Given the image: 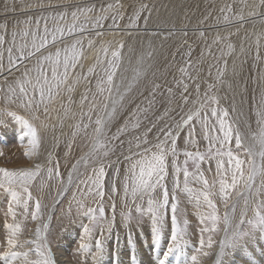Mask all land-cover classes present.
Instances as JSON below:
<instances>
[{
	"label": "rangeland",
	"instance_id": "1",
	"mask_svg": "<svg viewBox=\"0 0 264 264\" xmlns=\"http://www.w3.org/2000/svg\"><path fill=\"white\" fill-rule=\"evenodd\" d=\"M154 1L87 0L86 2L85 0L84 2V0H0V9L2 7H9L13 9L28 7L29 9L35 10L33 11V13L35 14L34 16L30 13H20L18 15H11L6 18L7 22L5 21L3 23H0V26H4L0 27V36H3L5 38L4 43L0 44V65L6 63V66H10L9 57H7L9 55L8 49L10 47H12L13 49L12 56L14 58V66H16L22 61L26 63H23V66L21 65L22 67L19 65L18 72L13 74L11 77H7L6 81L2 84V89L0 88V134L1 132H3L2 135H0V164L10 168L11 170H19L26 169L27 166L28 169L37 160V165H41L43 161L45 162L46 160H48V157L50 155L53 159L52 161L45 162L44 168H38V174L29 186V191L32 194V198L28 200L27 196L23 195L22 199L27 200V211L25 210L23 203L17 205L15 201H12L11 193L0 189V264H9V262H11V264H14L15 260L21 259H14L13 256L10 254L11 252L30 251V259L38 258V256L36 255L35 248H32L31 243L26 244V242H29V236L36 234L37 227L42 228V225L47 224L45 223L47 216H49L52 211L53 205L56 203L57 199H59L58 196H61L58 195V193H62L61 190L63 188L66 189V192L58 201L52 212V222H50L51 229L47 233L48 242L45 240V237H43L42 239V245L44 243L47 244V250L52 251V256L54 252L53 250H58L59 252L58 247L60 245L63 247V243H65V245L67 244V246L65 247L64 254L66 253L67 255H63L68 259L69 263L76 264L77 262V264H92L93 262L90 258H92V255L97 251V248L95 247L97 240H101V244L106 242V248L108 247L111 251V262L108 264L119 263V255L117 250H119L120 242L122 244L121 251H124L122 255H125L121 259L122 263L139 264L137 260L138 257L135 255L136 252L139 250L143 260L144 255H147L146 258L149 259L150 264H160V260L163 259L164 254L168 252L170 245L169 237H171L172 232V213L170 205L172 203V189L173 182L175 180L173 160H175L177 164L181 168H183L185 159H188L187 166L190 173H194L196 171V166L193 164V161L190 158L185 157V152H200L201 154H205L206 158L204 161L200 162L199 170L200 173H202L203 178L206 179L208 182L207 188L210 193L209 198L213 201L215 205V215L219 219L215 224L211 219H207V217L213 213V209L209 208L206 202H203L202 193L205 188L203 181L199 179L192 180L190 178L188 187L190 189H193V191L191 193L184 192V177L183 173L181 172L179 177L180 189L176 191V199L178 202V209L176 215L178 227L184 231V236L183 239L179 240L178 243L173 246L174 248L172 247L173 251L171 250L170 253H168L167 259L165 260V264H176L175 261L177 262V264H188V262L189 264H192V256H196L198 259L196 261L197 263L195 262V264H205L208 259L214 257L216 246L215 244L217 243V241H220L221 237L223 239V230L225 229L223 218L228 211L233 212V223L229 227L230 230L233 227L237 229H242L244 231H248L249 229H251L252 234L250 236L242 238V240L235 247V249H226V252L229 253L226 256L228 257L227 260H230V255H233L232 259L230 260L232 264H248V261H250V264H264V234L261 232V226L258 224L259 216L256 215V205L259 204L261 201H264V175L258 174V178L256 176L252 191L247 196V207H245V196H242V198L240 200L238 199V201L235 203V197L238 195V193L240 194L242 191L245 190L243 180L238 183L235 189H228L226 193L227 200H225V194L220 193V177L217 175V158L214 155L215 151L221 148V145L219 143H210V140L205 139V135L211 137H222V133L219 129V120L217 117L212 116L213 108L217 109L218 116L221 117L223 115V111L227 110L228 116L225 118L226 124L231 126L234 130H238L236 122L232 115L233 106L231 102L228 103L227 101H225V103H223L221 100H219V98H216L217 96H215V93H211L209 98L206 95L207 100L203 104V109L201 110V112H199V117L193 115V120L190 121L188 125H184L183 129L178 135V140L182 133L185 131V129L193 125L194 121L200 118L198 126L193 129L191 135L187 136L185 141L180 143V145L178 144L179 146H176L177 156L173 157L170 150L167 152L165 162L166 165L168 163V176L166 177L165 183L169 189V205L166 209H158L157 212L150 213L147 210V195H145L142 199H139V203L137 202L136 204L135 201H132V197L125 196L124 198L119 199V203H121V205L119 204V206L117 207L115 203L116 195L113 191H111V187L114 183L116 189L115 191L118 190L119 184L124 189L123 184L125 181V177L130 176L129 169L133 164L136 163V161L141 159V154L151 156L153 152L157 151L155 145L159 143V140L156 139V137L159 136V134L161 133H164L165 135V132H167L168 130H171L173 134L174 130H176V125L178 124V121L181 123L184 118L186 119L187 115H189V112L190 114H193L192 110L194 108H197L198 106V103H196L198 99V96L196 95L198 94V88L196 85H194L195 88H193L192 90L189 88V90L187 91H182V93H184L182 96H180L181 98L179 97V101H177V94L181 92V89H184L185 86L181 88V85L179 86V84L170 86L166 83V80L168 79L167 77L170 75L169 69L166 72H159L154 85L150 84L152 85V87H145L138 94H135V96L129 97V99L128 96L131 88H119V92L124 91V97L126 101L118 105L117 109L121 110V112L119 115H117L115 120H113L112 118L108 119V121H115L113 123L114 126L112 125L109 129L105 128L106 134L101 136L98 141V145H102V147L98 146L96 148L95 153L93 154L90 153L92 152L93 141L95 139V129L97 127L95 121L97 120L98 116L101 115V109L103 108L104 103H106L108 95V91H105L106 93L104 92L101 94L97 88V84L101 77L106 80L105 70H110V65L108 63H106V65L102 69H99V73H95V76H93V88H89L87 90V95H83L84 97L81 96V100H79L77 105L75 102L76 96L74 95L76 94V92H74L76 90L75 88H78L80 86L79 83L85 84L84 80L92 74L88 72V68L91 67V65L96 61V59H93L91 63H87L85 68L81 71V66L83 62L82 56L76 68L70 70V77L68 83L69 85H71V91L68 90L67 86H62L61 89L55 91L54 95L51 98H45L43 102H41V98L37 92L34 96L35 102L32 104V106H27V101L33 98L31 85H28L27 96H21L18 88L16 89V94L14 96L8 90L10 85L15 86L16 82L22 79H31L34 82L35 77L37 75L36 68L38 61H40L42 57L48 56L49 54L54 55L57 48L63 49L66 46H70L73 41L79 39L81 41L83 40L82 49L84 50V36L86 35L85 32L90 28H100L103 27L105 24L107 26L113 27H136L144 25L146 20L148 19L149 14L144 16V12L142 9L147 8L149 6V3L152 4ZM250 1L252 0H203L202 2H200L199 5L196 3L195 5L200 8L199 12L201 13L202 17L203 14L206 13V16L204 17L205 19L209 17L207 12L211 8H214L215 10L220 9L223 13L231 12L234 9L236 11H242L245 8H243V6H246V4ZM252 2L253 3L250 11H254L256 3H258L259 12L255 14L257 15L255 17H263L264 4H261L260 0H254ZM182 4L184 8L189 7L184 0ZM192 7L196 8L195 6ZM88 8H92V11H81L79 13V20L73 21L71 16V13L73 11H77L78 9L86 10ZM62 13H67V16H65L63 19L60 18V14ZM85 16H87L88 19H85ZM242 17L243 21H250L252 19V17H247L246 14H243ZM35 19H39L40 21V35L43 34V29L45 27V24H47V27L50 30V34L48 36L49 43L46 45L45 48L41 49L32 57L17 61L15 60V57L19 56L20 54L19 45L24 42L22 40L23 38L19 34L26 28L35 29L37 21ZM29 20H31L30 24L28 23ZM158 20L161 22L162 18H158ZM97 21H99L98 25ZM73 23H76L77 29L71 35H68L67 29ZM81 25H83L84 28H86L87 30L80 31ZM57 26L63 27L65 29V35L60 36L59 33H56L57 40L53 41L51 31H53ZM13 33H17L15 41L16 48L13 47ZM30 42L31 38L29 37V45ZM179 42L180 40H177V43L175 42V44H177L175 49L179 48ZM243 42L241 43V48L237 50L238 52L236 51V54L234 53L237 59L235 65L236 67L244 68L243 72L247 75L248 85L245 87V90L239 89V93L247 96L246 101L248 105V120L251 124V131L255 136L256 142H259L262 136H264V88H261V85L257 83L260 80L257 79V76L259 75L258 77H260L261 75H264V71L262 68H260L259 63L257 61L258 54L256 51L258 50L260 45L259 47L253 49L249 46H256L257 43ZM263 46L264 43H262L261 48ZM80 47L81 46H78V49ZM121 47L122 46L117 47L115 50L119 49L122 58L123 47ZM104 48L105 46L102 47V49ZM249 49L250 53L253 52L252 54H250V56H253L252 58L254 59L251 62L248 56ZM251 49L253 51H251ZM262 50H264V47ZM239 58L241 60H239ZM246 58L248 59V61L246 60ZM198 59L199 57H193L192 59H189L188 62L190 61L189 63H192V66L194 67V65H196L195 62L197 63L199 61ZM242 62H244L243 65ZM14 66H11V68H13ZM192 66H182L181 70L184 69L185 72L190 69L194 70L196 66L194 68H192ZM44 67L48 69L47 74L50 76V67L47 62H44ZM181 70L178 72L180 79ZM25 72L28 73L27 77H25L24 75ZM247 72H249L250 74H248ZM163 74L165 75V77ZM77 77H79L80 79L77 80ZM163 79L164 82L161 81ZM171 80L172 82H174L175 76H173ZM242 85L244 86V83H242ZM105 87L107 86L105 85ZM134 87L139 86L137 84H134L133 88ZM257 87L259 89H257ZM174 88H178L176 89V92H173L175 90ZM241 88L243 87L241 86ZM168 90H170V92H168ZM210 90L212 91L213 88H211ZM253 90L255 91V93ZM211 97H215V100L213 101ZM260 98H262L261 102L259 106H257V101ZM174 100L176 101L174 102ZM12 104H14V109H20L22 110V112L27 113L29 115V119L28 117H24V115L16 114L15 111L10 108ZM45 108L47 109V111H45ZM3 109L5 111H3ZM13 113L15 114V117L12 115ZM16 117H22L29 123H36L37 121V123L41 124L39 128L42 127L43 132H41V135L38 134V136H40V139H43L47 136L45 148L47 151L49 148L54 147V150H52L53 154H49L47 151L46 154L42 156L39 152L41 151L40 143L38 147L33 149L32 145L29 143L30 137H24V131H26L25 126ZM66 117L71 118V125L64 132L65 134L63 135V137H59V131L62 130V128L64 127L65 120L68 119ZM205 117L207 118V127H205L203 123ZM137 122L139 123V127H133V125ZM116 126H118V130L115 132V134H112L113 127ZM199 128L203 129L204 133L202 135L199 132ZM121 129L125 130L121 131ZM149 129L151 130L149 131ZM235 135L236 133L235 131H233L232 139L223 147L225 150L231 149L234 157H238L239 159L245 161V164L242 167L245 176H247L249 174V165L247 162L252 159V156H249L247 154V147L243 143L242 146L237 147L235 142ZM145 139L148 141V143H141V141H144ZM138 144H140V147H137ZM165 147L167 149L171 148L170 139L167 140ZM145 148L150 149V151L148 153H144ZM210 148L213 152L212 157L207 156V153L209 152ZM128 149L132 151V158L130 155H128V157H125V162L128 160L127 163L132 162V165H125V168H123L119 179L118 175L116 174L118 173V171L117 160L115 161V158L123 154V152L127 151ZM262 151H264V148ZM29 152L31 153V155L26 154ZM105 152L107 153V155H104ZM83 155L84 160L82 159L81 168L79 169V171L74 172L73 176L71 175L72 181L70 186L68 185L67 187H65V184L69 178V173L71 172V170L74 169L72 167L79 159H81ZM133 155L136 159L133 158ZM223 159L224 166L225 168H227V157L225 156ZM97 161H100L103 164L108 162L106 163L107 165H104L105 196L102 201L98 197L94 198L92 195H82L81 190L77 191L76 193L74 192L78 185L81 183L84 174L88 172ZM169 166H171L170 169ZM261 166H264V159H262ZM49 169H52L51 177H49ZM57 171L59 172V177L56 176ZM137 171H139V169H137ZM116 182L118 183L116 184ZM227 182L229 185L231 184L230 173L227 176ZM83 186V191L87 192V186L85 184H83ZM130 189L131 182L129 181V192ZM257 190H259V194H257ZM152 195L154 198L159 199L161 198L162 193L158 189L156 192L152 193ZM197 195L201 196L200 206H197L195 200V197ZM37 200L41 204V210L37 219L33 220L31 213L35 211V202ZM10 204L12 206L13 211L16 213L15 217H13V215L9 212ZM122 204L127 205L129 210H124V205L122 206ZM233 204H235L234 210L232 207ZM137 205H139L140 208L143 209V211H137ZM100 206H102L104 209L103 219L100 218V213L97 210ZM89 209H92L94 211L89 212ZM242 213L243 216L241 215ZM93 216L96 217L95 220L93 219ZM125 217L129 218L125 220ZM154 218H159L162 221V223H159L158 227L154 224ZM202 220H204L203 223L201 222ZM13 223L18 224L20 226L16 235V240L18 242V246L16 247H10L7 243V240L9 239L10 233L12 231L7 227V225ZM85 227L90 230L89 233H85ZM201 229H205V231L202 232ZM208 229L215 230L209 231ZM73 230L74 232H72ZM107 236L109 237L107 238ZM209 237H211L213 241H215V244L212 249L207 248V240ZM201 240L204 241L203 246L201 245ZM152 241H156L158 245L156 242L153 244ZM23 242L26 245L23 244ZM160 242L163 244H161ZM48 244L53 248V250L50 248V246H48ZM82 244H86L87 247L81 248L80 246ZM159 244L162 246H160ZM125 246H127L128 251L125 250ZM258 247H260V249ZM180 248H182V250ZM102 251L104 253L102 252L101 255H104L107 252H105V250ZM206 251H211L213 255L210 257L203 256L202 253ZM229 251H231V253ZM5 252H9V255L5 256ZM131 252L134 253L132 254ZM146 252H148V254ZM186 252L189 254L188 260L186 258ZM90 253L92 254L90 255ZM133 255H135L136 258H133ZM234 255H236L237 257ZM152 257H156L158 261L156 260V258L154 261ZM169 257L171 258L169 259ZM225 258L223 257L224 263L226 262ZM102 262L100 261L99 264H103ZM212 264H214V260Z\"/></svg>",
	"mask_w": 264,
	"mask_h": 264
},
{
	"label": "bare ground",
	"instance_id": "2",
	"mask_svg": "<svg viewBox=\"0 0 264 264\" xmlns=\"http://www.w3.org/2000/svg\"><path fill=\"white\" fill-rule=\"evenodd\" d=\"M88 1H90V0H88ZM184 1L189 6L188 8H184V6L182 4L183 0H159V1L157 0V1H154L152 4L149 3V6L147 8L142 9L143 12H144V16H146L148 14H149V16H148V19L146 20L145 24L141 25V26H136V27H113V26H107L105 24L103 27H100V28L96 27V28L88 29L85 32L86 35L84 36V50H83L84 51V55H83V62H82V66H81V71H82V69L85 68L87 63H91V61L93 59H96V61L91 65V67H95V71L92 72V74L89 75L84 80L85 84L84 83H79L80 86L78 88H75L76 90L74 92H76V94H74V95L76 96V99H75L76 105L78 104L79 100H81L80 99L81 96L87 95V90L89 88H93V85H92L94 83V77L93 76H95V73L98 72L100 68L102 69L106 65V63H108L107 61L111 58V55H110L111 51H114L117 47L122 46L123 47L122 58H121V60L118 61L119 66L115 70V75H114V81L113 82H114L115 85H119V88H131L129 96H128V99H129V97H132V96H135V94H138L145 87H150V86L152 87V85H150V84L154 85L155 80H157L156 77L159 74V72L160 71L166 72V71H168L170 69V75L167 77L168 79L166 80V83L169 84L170 86L179 84V86L181 85V88H183V86H185V88L181 89V92H179L177 94V98H176L177 101H179V97L183 95L184 92L182 93V91H184V90L187 91V90H189V88L192 90L193 88H195L194 85L197 86L198 94H196V95L198 96V99H197L196 103H198V106H197V108L193 109L194 111L192 110L193 115L196 112H201V110L203 109V104L207 100L206 99V95L209 98L211 93H215V96H217L216 98H219V100H221L223 103H225V101H227L228 103L231 102V104L233 106V108H232V113L233 114L232 115H233V118H234V120L236 122V125H237V128L239 130L240 136L242 138V143L247 148L249 146L252 147L253 152L255 154V156L252 157V158H255L257 164L261 165L262 158L259 156V152L262 151L264 147L261 146V140L259 142H256L255 136L253 135V133L251 131L252 127H251V124H250V122L248 120V118H249L248 117V105H247V101H246L247 96L246 95H242V94L239 93V89L245 90V87L248 85L247 84V81H248L247 80V75H246V73L243 72L244 68L236 67V65H235V62L237 60L236 56H235V54H236L235 52L241 48V43L243 41L245 43H257L256 46L252 45V47L251 46H249V47L255 49V48L259 47V45H260V47L256 51L257 54H258L257 61L259 63L260 68H262L263 71H264V50H262L264 46L261 48L262 43H264V16L263 17H255V16H257L255 14H257L259 12V4L256 3V7H255L254 11H252V10L250 11V9L252 7V3H253L252 1H254V0L248 2L246 4V6H243V8L244 7L245 8L242 11H236L234 9L231 12L223 13L222 10H220V9L215 10L214 8H211L207 12L209 17L204 19V17L206 16V13L203 14V17H202L201 13L199 12L200 8L195 5V3L199 5L200 2H202L203 0H184ZM84 2H85V0H84ZM86 2H87V0H86ZM192 6H195L196 8H193ZM203 6H204V4H203ZM19 7H20V5H19ZM245 9H246V11H245ZM33 11H35V10L34 9H29L28 7L27 8H14V9L13 8H9V7H5V8L2 7L0 9V23L5 22L6 18H8L9 16L18 15L20 13H24V14L25 13H30V14H32L34 16L35 14L33 13ZM226 11H228V10H226ZM243 14H246L247 17H252V19L250 21H243V18H241ZM225 16L228 17L227 20H225V18H224ZM158 18H162V21L160 22L158 20ZM26 20H25V22H26ZM35 20H37V19H35ZM12 21H13V19H12ZM15 31H16V29H15ZM98 33H99V35H98ZM177 40H180V42L178 43L179 48L175 49V47L177 46V44H175V42L177 43ZM89 41H91L92 43L89 44ZM10 42H12V41H10ZM229 44L232 46L231 49H229V47H228ZM247 45H249V44H247ZM104 46H105V48L109 49L108 57H105V54L103 52L102 47H104ZM244 48H245V46H244ZM246 50H247V48H246ZM251 51H253V50L251 49ZM4 52H6V51H4ZM252 53L253 52L250 53V49H249L248 56H249L250 62L252 60H254L252 58L253 56L252 57L250 56V54H252ZM7 57H9V55ZM97 57H99V59H100V61L102 63H100V64L97 63ZM193 57L194 58L195 57H199V59H198L199 61L197 63L195 62L196 60L194 61L195 64H196V65H194V67L196 66V68L194 70L190 69L187 72H185L184 69L181 70L182 66H190V65L192 66V63H189L190 61L188 62V60L192 59ZM214 57H218V58H214ZM243 57H245V56H243ZM239 60H241V59L239 58ZM246 60L248 61L247 58H246ZM23 63H25V62L22 61V62L18 63L16 66H14L13 68H11L10 66H6L5 65L6 63H4L0 67V88L2 87V84L6 81L7 77H11L13 74L18 72V66L19 65L21 66ZM240 63H239V65H240ZM243 63L244 62H242V65H243ZM194 67L192 66V68H194ZM180 70H181V79H180V76H179V73H178ZM247 73L250 74L249 72H247ZM173 76H175V81L174 82H172V80H171V78ZM256 76H257V74H256ZM258 76H257V79H260V80L257 83L261 85V88H264V80H263L264 75H261L260 77H258ZM164 77H165V75H164ZM161 81L164 82V79L161 80ZM80 82H81V80H80ZM242 83H244V86L242 85ZM134 84H137L139 87H134L133 88ZM241 86L243 88H241ZM211 88H213L212 91L210 90ZM174 89L175 90L173 92H176V89H178V88H174ZM257 89H259V88L257 87ZM116 92H117V89L114 87L113 88V94L115 95ZM168 92H170V90H168ZM6 93H8V92H6ZM254 93H255V91H254ZM120 94L123 95V100H120L119 104L124 103L126 101V99L124 97V94H125L124 91H121ZM174 94H176V93H174ZM256 96H257V94H256ZM260 96H261V94H260ZM108 97H109V93L107 95V98ZM116 98L119 99L118 96ZM261 99L262 98H260L257 101V106H259V104L261 102ZM4 101H6V100H4ZM175 101L176 100H174V102ZM184 101H185V98H184ZM106 103H109V106L111 104L110 100H108V99H107ZM13 105L14 104H12V106L10 108L13 109V111H15L16 114L24 115V117H28V119H29V115L27 113L22 112V110H20V109H14ZM93 105H94V103H93ZM260 106H262V105H260ZM100 107H102V106H100ZM15 108H17V107H15ZM59 109H61V108H59ZM0 110H1V105H0ZM109 110H110V107H109ZM3 111H5V110L3 109ZM31 111H32V109H31ZM120 112H121V110L117 109L116 114L113 117H111V118L113 120H115V118L117 117V115L120 114ZM189 114H190V112H189ZM66 118H68V119L65 120L64 127L62 126L63 127L62 130L59 131V134H58L59 137H63V135L65 134L64 132L71 125V122H72L71 118L70 117H66ZM2 120H3V118H2ZM30 120H31V117H30ZM199 120H200V118L195 120L193 125H191L190 127L186 128L185 131L182 133V135L179 137V140L177 139L178 135L176 134V130H174L173 136L176 139V146L178 144L180 145V143L185 141L186 137L190 135V133L193 131V129L196 128V126H198ZM114 122L115 121H107L105 128L109 129L113 125ZM178 123H180V122L178 121ZM31 124L36 126V128H38L37 132H38V134L41 135V132H43L42 131L43 128L42 127L39 128V126L41 124L37 123V121H36V123H32L31 122ZM183 127L179 130V133L183 129ZM105 128H104L103 135L106 134ZM117 130H118V126L113 127L112 134H115V132ZM199 132H200L201 135L204 133L202 128L201 129L199 128ZM2 133L3 132H1L0 135H2ZM38 137H40V136H38ZM46 137L43 138V139L39 138V140H40L39 143H40V147H41V151H39V152H40V154L42 156L44 154H46L47 151H48L49 154H53L52 150H54V147H51V148H49L46 151V148H45L46 147V140H47ZM262 137H264V136H262ZM156 139L159 140V143L162 140H165L164 133L159 134V136H157ZM50 149H51V151H50ZM121 152H120V154H121ZM128 155H130L131 158H132V151L130 149H128L127 151L123 152V154H121L117 158H115V161L117 160V171H118V173H116V174L118 175L119 179H120L121 173L123 171V168H125V165H127V164H130L129 166L132 165V162L127 163L128 160L125 162V157H128ZM133 158H135L134 155H133ZM82 159L84 160V155L81 157V159H79L74 164L75 168H74V166L72 167V168H74L70 172L72 176L74 175V172L79 171V169L81 168ZM52 160L53 159H52V157L50 155L48 157V160H46L45 162L52 161ZM45 162L43 161V163L41 165H37L38 164V160H37L28 169H33V170H36L37 168L42 169V168H44V165H45L44 163ZM104 162H105V160H104ZM106 163H108V162H106ZM106 163H104V165ZM100 164H101V162L97 161L93 165V167H91L90 170L84 174V176H83L81 181H86L89 176L94 175V169L99 168ZM167 165H168V163H167ZM27 167H26V169H27ZM114 167H116V166H114ZM0 168L10 169V168L5 167V166H3L1 164H0ZM170 168H171V166H169V169ZM257 178H258V176H257ZM71 181H69V178H68V180H67V182L65 184V187H67L68 185L70 186ZM117 183L118 182H116V184ZM83 187H84L83 184L80 183L78 185V187L75 189L74 192L76 193L77 191H80ZM61 191H62L63 194L61 196H58L59 199H57L56 203L53 205L52 211L49 214V216H47V219L45 221V223H47V228L46 229L43 228V225H42L40 236L37 237L36 234L31 235V236L28 237L29 241L35 240L36 243H38L39 245H42V239H43V237H45V240L48 242L47 233L51 229L50 228V224H51L50 222H52V212H53L56 204L58 203V201L62 198V196L66 192V189L63 188ZM114 194L116 195V202L115 203H116V205L118 207L119 204L121 205V203H119V199L120 198H124L126 196L125 195V191L121 187L120 184L118 185V190L114 191ZM245 195L248 196L249 193H246L245 190H244L239 195H237L235 197V203L238 201V199L240 200L242 198V196H245ZM127 196L131 197L130 192H129V194ZM139 199L140 198H137L135 200V204L139 201ZM127 200H126V202H127ZM124 203H125V201H124ZM123 205L124 204H122V206ZM123 209L124 210L128 209V206L124 205ZM232 214H233V212H230V211L227 212V215L229 217V225H228V227H230L232 225V223H233V215ZM13 220H15V219H13ZM72 232H74V230ZM224 235H225V233H224V230H223V238H224ZM108 237L109 236H107V238ZM220 240H222V237L220 238ZM155 242H153V244ZM105 243H102V250H105V252L106 251L107 252L104 255H101L102 258L100 257L99 262L103 261L102 262L103 264H106V263L108 264V263L111 262V251L109 250L108 247L106 248V244ZM252 243H254V242H252ZM23 244H25V243L23 242ZM26 244H29V243H26ZM119 244H120L119 245V250H117L118 255H119V261H118L119 263L118 264H124V263H122L121 259L125 255H122L124 251L123 252L121 251V247H122L121 246L122 245L121 242ZM161 244H163V243H161ZM157 245H158V243H157ZM168 245H169V243H168ZM215 245H216L215 246V256L211 257L210 259H208L205 264H212L213 260L215 261L216 253L219 250V241H217V243ZM48 246H50V245L48 244ZM66 246H67V244L65 245V243H63V247L60 245L58 247L59 252H58V250H53V248L50 246V248L54 251L52 257L55 260L56 264H71V263L68 262V259L64 256L66 254V253L64 254V252H65L64 250H65ZM160 246H162V245H160ZM147 247H148V245H147ZM163 247H164V245H163ZM243 247H245V246H243ZM32 248H36V244H32ZM258 248L260 249V247H258ZM180 249L182 250V248H180ZM125 250L128 251L127 250V246H125ZM183 250H184V248H183ZM149 251H150V249H149ZM87 252H91V251H87ZM229 252L231 253V251H229ZM249 252H251V251H249ZM32 253H34V252H32ZM146 253L148 254V252H146ZM168 253H170V252H168ZM82 254H84V253H82ZM91 254L92 253H90V255ZM143 254H144V252H143ZM36 255H37V253H36ZM135 255L138 257L137 260H138L139 264H150L149 263L150 262L149 259L146 258L147 255L146 256L144 255V260H143L141 255H140L139 250L136 252ZM135 255H133L132 257L134 258ZM236 255H234V256H236ZM258 255H260V254H258ZM188 256H189V254L187 253V256H186L187 260H188ZM230 256H231V259H232L233 255H230ZM155 258H153L154 261H155ZM170 258L171 257H169V259ZM227 258L228 257L225 258L226 262L224 264H232L231 261H230L231 259L227 260ZM29 259H30V256H29ZM78 259H80V258H78ZM90 259L93 262L92 258H90ZM81 260H82V258H81ZM156 260L158 261L157 258H156ZM179 260H182V259H179ZM14 262H15L14 264H22V258L18 259V260H15ZM249 262L250 261H248V264H250ZM175 263L177 264L176 261H175ZM76 264H77V262H76ZM135 264H137V263H135ZM188 264H189V262H188Z\"/></svg>",
	"mask_w": 264,
	"mask_h": 264
},
{
	"label": "snow or ice",
	"instance_id": "3",
	"mask_svg": "<svg viewBox=\"0 0 264 264\" xmlns=\"http://www.w3.org/2000/svg\"><path fill=\"white\" fill-rule=\"evenodd\" d=\"M261 4H264V0H260ZM81 11H87L91 12L92 8H88L86 10L78 9L77 11H73L71 13L73 21L79 20V13ZM65 16H67V13L60 14V18L63 19ZM225 20L228 19L227 16L224 17ZM243 18V17H241ZM85 19H88L87 16H85ZM28 23H31V20L28 21ZM99 24V21H97V25ZM4 27V26H0ZM40 29V21L37 19L36 21V28H26L24 29L19 35L23 38V43L19 45V56L15 57V60H23L26 58H30L36 53H38L41 49L45 48L46 45L49 43L48 36L50 34V30L47 27V24H45V27L43 29V34H39ZM77 29L76 23H73L70 27L67 29V34L71 35L73 32H75ZM87 29L84 28L83 25L80 26V31H86ZM56 33H59L60 36L65 35V29L63 27L57 26L53 31H51L52 40H57ZM99 35V33H98ZM17 33H13V47H15V41H16ZM29 37L31 38V42L29 45ZM4 43V37L0 36V44ZM92 42L89 41V44ZM78 46H81L78 49ZM229 49H231V45H228ZM12 47L8 49L9 53V65L14 66V58L12 56ZM103 52L105 54V57H108L109 49L104 48ZM26 53V55H25ZM63 53V55H62ZM84 55L83 49H82V41L77 39L73 41V43L70 46H66L63 49L57 48L54 55L49 54L48 56H44L41 58L40 61H38L37 64V75L35 77V81L31 79H22L16 82L15 86L10 85L9 86V92L13 95L16 94V89H19V93L21 96H27L28 95V85H31L32 92H33V98L29 99L27 101V106H32V104L35 102L34 96L38 92L41 102L44 101L45 98H51L55 91L58 89H61L62 86H67L68 90L71 91V85H69V77H70V70L75 69L77 64L79 63L80 59ZM111 59H109L107 62L110 65V70H105L106 80L101 77L98 81L97 88L99 92L102 94L105 91H108L109 97L107 98L110 100L111 104L109 106V103H104L103 108L101 109L102 114L97 118L95 121L97 127L95 129V139L93 141V148L92 152L90 154L95 153L96 148L98 146V141L101 136H103L104 128L106 126V123L108 119L113 117L117 112V107L119 105L120 100H123V95L119 92V85L114 84V75L115 70L119 66L118 61L121 58V52L119 49L111 51L110 53ZM44 62H47L50 67L51 75L49 76L48 69L44 67ZM97 63H102L97 57ZM2 66V65H0ZM95 71V67H89L88 72L92 73ZM25 77L28 76V73L25 72ZM80 78L77 77V80ZM105 85L107 87H105ZM117 89V92L115 95L113 94V88ZM119 97L117 99L116 97ZM211 99L214 101L215 97H211ZM110 107V110H109ZM45 111L47 109L45 108ZM15 117V114H12ZM194 115L199 117V112H196ZM212 116L217 117L219 120V129L222 133L221 136H215L211 137L208 135H205V139L210 140V143H219L221 145L220 149H217L214 153L215 157L217 158V175L220 177L219 184H220V193L225 194V200H227V191L229 188L235 189L238 185V183L243 180L244 181V187L246 193H251L252 187L255 181L256 176L264 175V166L258 165L255 158L250 159L247 163L249 165V174L245 176L243 171V165L245 164V161L239 159L238 157H234L231 149H224V145L228 143L233 136V131H235V142L237 147L242 146V138L240 136L239 130H234L231 126L227 125L225 122V118L228 116L227 110L223 111V115L218 116V112L216 108L212 109ZM21 121V123L25 126L26 131H24V137H30L29 143L32 145L33 149L38 147L39 145V137L37 128L34 127L31 123H29L27 120H24L22 117H16ZM193 120V114L187 115L186 119L182 120V123H178L176 125V134L179 135V130L184 126L189 124L190 121ZM205 127H207V118L205 117L203 121ZM133 127H139V123L133 125ZM125 129H121V131H124ZM151 129H149L150 131ZM191 135V133H190ZM171 140V148L167 149L165 147L167 140ZM141 143H148V141L145 139L144 141H141ZM261 146L264 147V137L261 138ZM137 147H140V144L137 145ZM157 151L153 152L151 156H148L146 154H141V159L136 161L135 164L131 166L129 169L130 176L125 177L124 181V191L125 195L127 196L129 194V181L131 182V189L130 194L132 197V200L135 201L137 198L142 199L145 195L148 196V207L147 210L150 213L157 212L158 209H166L169 205V189L165 183L166 177L168 176L167 171V165H166V155L167 152L170 150L173 157L177 156L176 152V139L172 134L171 130H168L165 132V140L161 141L160 143L155 145ZM150 149L145 148L144 153H148ZM246 152L249 156L254 157L255 154L253 152V149L251 146H249L246 149ZM27 155H31V153H26ZM104 155H107L105 152ZM185 157L190 158L193 161V164L196 166V171L194 173H190L188 169V159H185L184 166L181 168L175 160H173V168H174V174H175V180L173 182V189H172V203L170 205L171 207V222H172V232L170 237V245L168 252L172 250V247L181 239H183L184 231L178 227L177 222V209H178V202L176 199V191L180 189V181L179 177L181 172L183 173L184 177V187L183 191L187 193H191L193 189H190L188 187L190 178L192 180H202L203 184L205 185V188L202 193V199L203 202H206L209 208L213 209V213L210 214L207 219H211L213 223L215 224L217 220L219 219L215 215V205L213 201L209 198L210 193L207 188V180L203 178L202 173H200L199 165L200 162L205 160V154H201L200 152L192 153V152H185ZM208 157L213 156L212 149H209V152L207 153ZM227 157V163L228 167L225 168L224 166V157ZM259 156L264 159V151L259 152ZM75 168V166H74ZM139 169V171H137ZM39 169L36 170L33 169H19V170H10L7 168H0V189H3L9 193H11L12 201H15L17 205L23 203L25 210L27 211V200H23V195H26L28 200L32 198V194L29 191V186L31 182L35 179L36 175L38 174ZM49 177L52 176V169L48 170ZM231 174V184L229 185L227 182V176ZM56 176L59 177V172H56ZM104 177H105V167L104 164L101 163L100 167L97 169H94V175L89 176L86 181H81L82 184L87 185V192H84L83 189H81L82 195H92L94 198L98 197L101 201L103 200L105 196L104 192ZM72 176L71 173L69 174V181H71ZM160 190L162 193L161 198L157 199L154 198L152 193L156 192L157 190ZM115 184L113 183L111 187V191H115ZM19 193V195H18ZM63 193H58V195H62ZM257 194H259V190H257ZM239 195V193H238ZM75 196V194H74ZM245 207L248 206V197L245 195ZM197 206H200L201 204V196L197 195L195 197ZM233 210L235 209V204L232 205ZM41 210V204L37 200L35 202V211L31 213L32 219L36 220ZM100 213V218H104V209L102 206H100L97 209ZM94 210L89 209V212H92ZM137 211H143V209L140 208L139 205H137ZM9 212L15 217L16 213L13 211L11 204L9 205ZM243 216V213L241 214ZM256 215L259 216L258 224L261 226L260 230L262 233H264V201H261L259 204L256 205ZM129 217H125V220H127ZM93 219L95 220L96 217L93 216ZM202 223L204 220L201 221ZM159 223H162V221L159 218H154V224L158 227ZM223 223L225 225L224 229V238L219 241V250L216 253V258L214 261V264H224L223 257L228 255L229 253L226 252V249H235V247L240 243L242 238L250 236L252 234V230L249 229L248 231H244L242 229H237L233 227L231 230L229 229V217L226 214L223 218ZM186 224V222H185ZM9 229H11L10 237L7 240V243L10 247H16L18 246V242L16 240V235L19 230L18 224H9L7 225ZM43 227L46 229L47 224H44ZM209 231H214L215 229H208ZM85 233H89V229L85 227L84 229ZM201 231H205V229H201ZM41 234V228L37 227L36 229V236L39 237ZM26 243H32L36 244V241H29ZM215 244V241L211 237L207 240V248L212 249ZM201 245H204V241L201 240ZM81 248L87 247L86 244H82L80 246ZM96 248L97 251L95 254L92 255V260L94 264H99V260L102 253V244L101 241L97 240L96 242ZM44 249V250H42ZM35 251L37 253L38 258L37 259H29L30 251L25 252H11L10 254L13 256V258H22V264H56L55 260L52 257V253L50 250H47V244L44 243L43 245L36 244ZM168 252L164 254V258L160 260V264H165V260L167 259ZM203 256L210 257L213 255L211 251H206L202 253ZM5 256L9 255V252L4 253ZM197 261L196 256L191 257L192 264H195ZM11 264V262H9Z\"/></svg>",
	"mask_w": 264,
	"mask_h": 264
}]
</instances>
